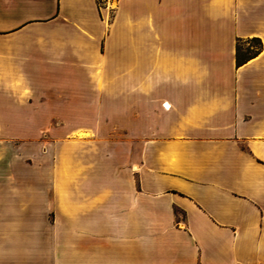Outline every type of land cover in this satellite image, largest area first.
Returning <instances> with one entry per match:
<instances>
[{
  "label": "crops",
  "instance_id": "0c3cea01",
  "mask_svg": "<svg viewBox=\"0 0 264 264\" xmlns=\"http://www.w3.org/2000/svg\"><path fill=\"white\" fill-rule=\"evenodd\" d=\"M0 264H264V0H0Z\"/></svg>",
  "mask_w": 264,
  "mask_h": 264
},
{
  "label": "trees",
  "instance_id": "16d2710c",
  "mask_svg": "<svg viewBox=\"0 0 264 264\" xmlns=\"http://www.w3.org/2000/svg\"><path fill=\"white\" fill-rule=\"evenodd\" d=\"M263 48V41L259 37L239 38L237 40V63L242 64L257 56Z\"/></svg>",
  "mask_w": 264,
  "mask_h": 264
}]
</instances>
